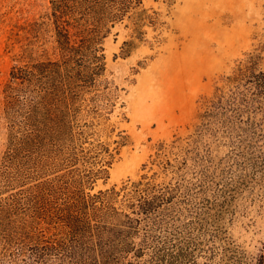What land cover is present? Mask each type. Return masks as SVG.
I'll use <instances>...</instances> for the list:
<instances>
[{
	"label": "trees",
	"instance_id": "trees-1",
	"mask_svg": "<svg viewBox=\"0 0 264 264\" xmlns=\"http://www.w3.org/2000/svg\"><path fill=\"white\" fill-rule=\"evenodd\" d=\"M143 3L51 0L59 57L11 68L3 90L7 163L25 160L27 173L19 170L7 189L33 175L43 181L0 201V264L197 263L200 238L210 233L215 213L202 203L209 201L203 196L208 184L198 180L205 169L186 182L194 151L188 148L210 130L225 144L264 130L263 52L246 53L212 95L201 98L191 143L161 144L157 161L178 175L174 185L158 183L153 174L120 190L94 192L111 164L101 158L109 150L100 133H115L112 116L125 107L120 88L107 77L103 42L127 18L136 34H144L142 27L154 20Z\"/></svg>",
	"mask_w": 264,
	"mask_h": 264
},
{
	"label": "rangeland",
	"instance_id": "rangeland-1",
	"mask_svg": "<svg viewBox=\"0 0 264 264\" xmlns=\"http://www.w3.org/2000/svg\"><path fill=\"white\" fill-rule=\"evenodd\" d=\"M143 8L154 20L142 27L144 34H136L127 18L103 42L107 77L120 88L125 107L112 116L115 133H100L109 150L101 158L111 164L94 192L120 190L153 174L158 183L174 185L178 175L157 161L161 144L192 142L201 98L212 95L246 53L262 50L264 69V0H144ZM51 13V0H0V201L43 181L33 175L7 189L19 170L27 173V162L7 163L3 90L15 64L59 57ZM223 139L210 130L188 148L194 151L186 182L205 169L198 180L208 184L203 196L209 201L202 203L215 213L196 264H264V130L240 144Z\"/></svg>",
	"mask_w": 264,
	"mask_h": 264
}]
</instances>
